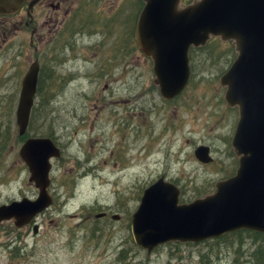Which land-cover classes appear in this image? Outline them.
Wrapping results in <instances>:
<instances>
[{
  "label": "rangeland",
  "instance_id": "1",
  "mask_svg": "<svg viewBox=\"0 0 264 264\" xmlns=\"http://www.w3.org/2000/svg\"><path fill=\"white\" fill-rule=\"evenodd\" d=\"M131 4L142 10L141 0ZM110 9L106 1L104 10ZM39 22L48 33L45 18ZM24 36L28 43L33 37L30 31ZM28 43L0 51V205L38 197L19 155L27 138H52L62 155L51 161L53 205L30 227L18 229L13 221L0 227V264H264V239L240 231L201 243L162 244L148 256L136 244L130 221L144 190L162 176L179 188V204H188L213 194L216 182L235 175L239 158L232 138L239 111L227 107L220 84L237 57L231 42L215 39L192 48L189 84L172 100L161 96L154 73L136 57L98 81L77 78L62 91L54 84L48 92L56 93L54 101L36 100L34 118L21 137L19 98L9 97L4 80L12 67L29 70L37 52ZM28 55L31 59L23 60ZM40 64V88L46 92L56 78L49 75L62 68L49 71L43 58ZM66 66L78 68V62ZM203 145L211 149L210 164L195 156ZM102 213L106 217L98 218Z\"/></svg>",
  "mask_w": 264,
  "mask_h": 264
},
{
  "label": "water",
  "instance_id": "2",
  "mask_svg": "<svg viewBox=\"0 0 264 264\" xmlns=\"http://www.w3.org/2000/svg\"><path fill=\"white\" fill-rule=\"evenodd\" d=\"M27 1L34 5L38 0H0V13L15 12ZM143 1L136 38L152 59L154 83L167 100L189 82L191 47H204L212 38L234 44L238 57L220 82L227 88V106L239 109L233 137L239 168L235 176L215 184V193L189 204H179L180 190L164 177L146 188L130 219L136 244L150 255L170 242L199 243L240 230L264 233V0H193L186 6L182 0ZM39 71L34 61L22 81L16 111L21 137L30 125ZM19 155L39 194L0 205V225L14 221L22 228L52 206L51 161L62 152L52 138L31 137ZM195 156L202 163L213 161L207 146H199Z\"/></svg>",
  "mask_w": 264,
  "mask_h": 264
},
{
  "label": "flooded vegetation",
  "instance_id": "3",
  "mask_svg": "<svg viewBox=\"0 0 264 264\" xmlns=\"http://www.w3.org/2000/svg\"><path fill=\"white\" fill-rule=\"evenodd\" d=\"M106 1L109 2L110 11L104 10ZM139 8L140 5L138 9L133 8L131 0H38L34 5L27 1L15 12L0 13V51L5 46L8 50H13L19 44L26 45L28 42L23 34L32 32L33 37L28 45L37 52L33 55H37L34 61H38L40 65L36 100L43 98L54 101L56 93H48L53 90L54 84L55 88L62 91L77 78L98 81L116 66L126 67V64H132L135 57L137 60L144 59V68L154 72L153 61L140 49L136 38L141 13ZM42 17L45 18L44 26L48 27V33L39 22ZM35 44L41 45L40 53L37 51L39 48L34 47ZM41 58L44 59L46 68L47 64L50 65L49 71L52 66L62 68L60 73L55 68L57 73L49 75L50 78H56L46 92L40 88L43 75ZM30 59L31 55L23 56L25 61ZM76 61L78 68L67 69V63ZM12 68L14 71L4 82L8 86L9 97L16 100L19 98L20 80L23 81L27 72L19 71L18 67ZM71 69L77 71L71 72ZM98 69L100 72H97ZM102 215L105 218L107 214ZM119 217L121 220V216Z\"/></svg>",
  "mask_w": 264,
  "mask_h": 264
},
{
  "label": "trees",
  "instance_id": "4",
  "mask_svg": "<svg viewBox=\"0 0 264 264\" xmlns=\"http://www.w3.org/2000/svg\"><path fill=\"white\" fill-rule=\"evenodd\" d=\"M37 105V104H36ZM36 105L34 106V108H33V112H32V116H31V121H30V124H31V122H32V120H33V118H34V115H35V112H36ZM30 126V125H29ZM242 232H244V233H246L247 231H240V232H238V233H242ZM249 234H252L253 235V238H260V239H264V234H259V233H256V232H248Z\"/></svg>",
  "mask_w": 264,
  "mask_h": 264
}]
</instances>
